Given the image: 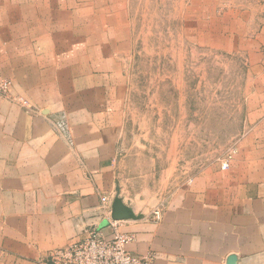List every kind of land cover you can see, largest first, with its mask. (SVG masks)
<instances>
[{"label":"crops","instance_id":"0c3cea01","mask_svg":"<svg viewBox=\"0 0 264 264\" xmlns=\"http://www.w3.org/2000/svg\"><path fill=\"white\" fill-rule=\"evenodd\" d=\"M54 1L0 0V79L30 105L0 96V264H29L93 228L130 234L127 250L151 264H264V98L223 182L174 187L156 205L161 187L125 155L115 46L84 29L82 7L50 11ZM257 64L264 97V56ZM102 196L135 217L110 225Z\"/></svg>","mask_w":264,"mask_h":264},{"label":"rangeland","instance_id":"374dc122","mask_svg":"<svg viewBox=\"0 0 264 264\" xmlns=\"http://www.w3.org/2000/svg\"><path fill=\"white\" fill-rule=\"evenodd\" d=\"M54 3L50 11L63 3L73 4L71 12L82 7L84 29L102 27L115 46L125 155L149 177L148 187H161L153 202L174 187L223 182L220 165L228 155L230 165L238 158L264 98L257 64L264 56V0ZM11 86L0 96L22 98L9 94Z\"/></svg>","mask_w":264,"mask_h":264},{"label":"built area","instance_id":"2783aa9c","mask_svg":"<svg viewBox=\"0 0 264 264\" xmlns=\"http://www.w3.org/2000/svg\"><path fill=\"white\" fill-rule=\"evenodd\" d=\"M10 84L8 79L0 81V95L7 94ZM13 100L25 108L30 107L26 99ZM230 159L231 155H228L222 161L221 170L229 168ZM101 207L112 225L114 220L111 219V201L107 196L101 197ZM160 218L161 211L157 209L153 212V220L158 221ZM132 238L130 234L115 229L110 235H105L100 229L93 228L83 238L52 248L45 255L31 260L29 264H151V255L136 254L127 250L126 245Z\"/></svg>","mask_w":264,"mask_h":264},{"label":"water","instance_id":"95a60500","mask_svg":"<svg viewBox=\"0 0 264 264\" xmlns=\"http://www.w3.org/2000/svg\"><path fill=\"white\" fill-rule=\"evenodd\" d=\"M135 215L133 211L124 205L121 200L118 198L114 199L111 204V219L112 220H122V219H128V218H134ZM108 225L107 220L103 221L99 228H102L104 226Z\"/></svg>","mask_w":264,"mask_h":264}]
</instances>
